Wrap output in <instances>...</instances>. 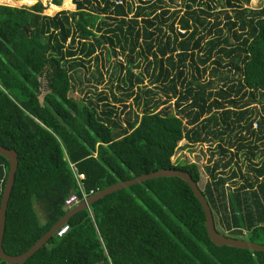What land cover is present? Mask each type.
Returning <instances> with one entry per match:
<instances>
[{
    "label": "trees",
    "instance_id": "obj_1",
    "mask_svg": "<svg viewBox=\"0 0 264 264\" xmlns=\"http://www.w3.org/2000/svg\"><path fill=\"white\" fill-rule=\"evenodd\" d=\"M68 1L74 11L53 14L41 1L0 4V145L18 159L4 251H27L75 205H65L70 194L82 202L79 183L86 198L159 169L188 172L199 184L197 164L171 160L183 139L211 152L210 181L202 190L222 228L215 223L216 230L264 244V2L252 10L243 7L248 0H180L183 8L171 11L162 9L163 0H144L139 5L151 2L129 16L127 0ZM62 3L50 0L54 8ZM102 47L130 54L141 47L146 55L153 87L127 71L140 94L126 96L142 107L140 116L127 104L118 110L105 95L96 104L73 97L72 73ZM213 54L211 72L226 68L238 75L218 89L198 80ZM251 99L260 104L259 116ZM241 155L245 174L230 169ZM8 170L0 155V200ZM65 225L63 235L55 233L23 264H264V252L214 245L202 207L177 177L111 193Z\"/></svg>",
    "mask_w": 264,
    "mask_h": 264
},
{
    "label": "rangeland",
    "instance_id": "obj_2",
    "mask_svg": "<svg viewBox=\"0 0 264 264\" xmlns=\"http://www.w3.org/2000/svg\"><path fill=\"white\" fill-rule=\"evenodd\" d=\"M41 1L44 5L47 6V10L45 13L53 14L57 13L60 10H69L74 11V7L67 5L69 4V1L67 0V4L65 3V0H63L62 6L60 8H54L50 4V0H0V4L13 6V7H29L34 5L36 2ZM132 8V12H130L129 16H132L133 13L136 11V6H145L147 7L148 4L151 2H146V4H141L144 0H127ZM154 1V0H152ZM264 0H248L246 3H244L243 7L257 10L261 8ZM223 6H226V9L224 10H230L227 9V5L222 1ZM162 9H170L172 10H178L183 8L181 6L180 0H175V3H172L168 0H163L162 3ZM145 10H150L146 8ZM161 9H157V13ZM216 11L222 10V7L216 6ZM146 17V16H143ZM222 18V16H221ZM222 21H225L224 18H222ZM168 30V29H166ZM176 33L184 34L182 30L176 29ZM201 34L206 35L207 33L204 31L200 32ZM224 33L227 35V31H224ZM186 35V34H185ZM208 39V37L206 38ZM230 42L233 43V38H230ZM206 43V40L203 41V44ZM114 50V51H113ZM204 52V51H203ZM98 55L96 58H92L91 60H85L83 61V65L80 66L78 69H76L75 72L72 73V77L74 78V90L72 91V95L77 100L82 101L84 104L87 103L88 100L93 101L95 104L98 103L96 100L99 96L105 95L106 98H108L109 101L112 103H115V106L118 110H120L123 106V104H127L125 106L131 108V111H135V113H138V115H141V109L142 107H137L136 104L133 101V97H127L126 95L130 92H133V94H140L139 90H137L136 86V78L132 77L131 80L129 79V76L127 74L128 69L132 70L133 74L138 75L141 74L144 77V87H153L151 85L150 81L146 77V63H147V57L142 53L141 47H137L135 49V52L133 54L129 53L128 48L124 53H122V50L118 47H102L100 50H98ZM202 53H198V56ZM216 54H213L209 60L208 65V72L205 76L199 77L198 80L201 83H206L208 81V84H210V87L212 89H218L222 87L225 83H227V78H236L238 75H235V73L228 71L226 68H220L217 72L213 73L211 72V66L212 61L216 59ZM228 61V60H227ZM198 62V61H197ZM226 62V61H225ZM217 67V66H216ZM99 75H101V79L99 78ZM198 76V75H197ZM100 80L99 82H95V80ZM130 82L133 83L132 86H130ZM156 89V87H155ZM143 96V95H141ZM157 96L161 98V100H164V94L157 90ZM114 97L118 99L117 102H114ZM145 97V96H144ZM100 98V97H99ZM143 98V97H142ZM250 98H246L244 101H249ZM258 100V99H257ZM243 101V102H244ZM250 106H256V114L259 116L260 113H262L260 109V104L257 103L256 99L252 100ZM173 104V101H171ZM98 108V107H97ZM172 108V105H171ZM99 109V108H98ZM120 120L123 122L124 116L122 114L119 115ZM214 146V144L212 145ZM207 144L199 145V144H188L186 145L185 140H181L178 143V150H176V153L171 158L172 162L176 160V158L180 157L181 159L197 164L199 171H200V181H199V187L203 189L205 187V184L210 181L207 173L206 168L207 166H211L213 160L209 161L210 158V151L208 149ZM219 155H214V158H218ZM256 160V159H255ZM234 164L231 165L230 169L238 170L240 173L245 174L247 168L245 165L247 164L246 159L243 158V155H241L240 158L237 160H233ZM223 170L222 168L219 169V171ZM224 176L228 175V170H224L221 172ZM236 182V179L230 180L227 182L225 187L227 190L229 188H232L233 183ZM216 219V218H215ZM216 225L222 229L219 224L218 220H215Z\"/></svg>",
    "mask_w": 264,
    "mask_h": 264
},
{
    "label": "water",
    "instance_id": "obj_3",
    "mask_svg": "<svg viewBox=\"0 0 264 264\" xmlns=\"http://www.w3.org/2000/svg\"><path fill=\"white\" fill-rule=\"evenodd\" d=\"M0 155H2L9 163V170L7 172V178L2 191L0 200V260L6 264H23L31 257L37 250L42 248L44 244L58 231V229L66 224L68 220L76 213L88 209L90 205L99 199L114 193L116 191L128 188L130 186L142 183L147 180L165 177H177L182 179L191 189L192 193L198 200L200 206L205 215V228L206 233L210 241L216 246H229L234 248H241L251 251L264 252V244L249 241L243 238L227 237L223 233H220L215 228L214 217L212 210L207 202L206 197L203 194V190L199 187V184L195 182L188 172L175 170V169H159L157 171L150 172L148 174H142L135 178L117 182L102 190L92 193L85 198L82 202L75 204L66 214L61 217L47 232H45L27 251L19 255L7 254L2 246L3 236L5 232V220L8 200L13 187L15 173L18 167L17 153L14 149H7L0 145Z\"/></svg>",
    "mask_w": 264,
    "mask_h": 264
},
{
    "label": "built area",
    "instance_id": "obj_4",
    "mask_svg": "<svg viewBox=\"0 0 264 264\" xmlns=\"http://www.w3.org/2000/svg\"><path fill=\"white\" fill-rule=\"evenodd\" d=\"M179 31L181 29H178ZM183 31V30H182ZM256 126V124L254 123V127ZM76 177H77V180H82L83 179V175L81 174H76ZM79 188H80V191H81V195H82V198L85 199L86 198V194L85 192H83V189L79 183ZM90 193H92V191H90ZM79 199L78 197L75 195V194H70V196L68 197V199L65 200V205L68 207L72 206L73 204H76L78 203ZM68 230V225H63L62 227H60L58 229V231L56 232L58 236H61L63 235L66 231Z\"/></svg>",
    "mask_w": 264,
    "mask_h": 264
},
{
    "label": "crops",
    "instance_id": "obj_5",
    "mask_svg": "<svg viewBox=\"0 0 264 264\" xmlns=\"http://www.w3.org/2000/svg\"><path fill=\"white\" fill-rule=\"evenodd\" d=\"M1 184H2V172L0 171V188H1Z\"/></svg>",
    "mask_w": 264,
    "mask_h": 264
},
{
    "label": "clouds",
    "instance_id": "obj_6",
    "mask_svg": "<svg viewBox=\"0 0 264 264\" xmlns=\"http://www.w3.org/2000/svg\"><path fill=\"white\" fill-rule=\"evenodd\" d=\"M184 140V139H183ZM62 227V226H61Z\"/></svg>",
    "mask_w": 264,
    "mask_h": 264
}]
</instances>
